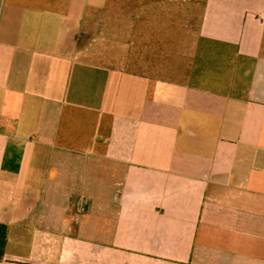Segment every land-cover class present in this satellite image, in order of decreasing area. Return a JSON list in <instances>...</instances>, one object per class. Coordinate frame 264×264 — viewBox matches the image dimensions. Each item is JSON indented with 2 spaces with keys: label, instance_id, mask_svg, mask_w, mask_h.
<instances>
[{
  "label": "crops",
  "instance_id": "0c3cea01",
  "mask_svg": "<svg viewBox=\"0 0 264 264\" xmlns=\"http://www.w3.org/2000/svg\"><path fill=\"white\" fill-rule=\"evenodd\" d=\"M0 264H264V0H0Z\"/></svg>",
  "mask_w": 264,
  "mask_h": 264
},
{
  "label": "trees",
  "instance_id": "16d2710c",
  "mask_svg": "<svg viewBox=\"0 0 264 264\" xmlns=\"http://www.w3.org/2000/svg\"><path fill=\"white\" fill-rule=\"evenodd\" d=\"M6 238H7V228L5 225L0 224V261L3 258Z\"/></svg>",
  "mask_w": 264,
  "mask_h": 264
}]
</instances>
